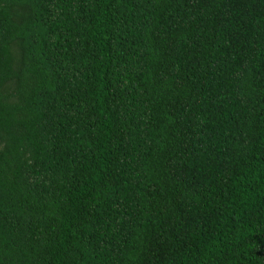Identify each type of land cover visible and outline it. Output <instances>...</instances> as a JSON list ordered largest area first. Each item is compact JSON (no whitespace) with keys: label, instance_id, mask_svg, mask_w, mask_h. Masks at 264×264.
<instances>
[{"label":"trees","instance_id":"obj_1","mask_svg":"<svg viewBox=\"0 0 264 264\" xmlns=\"http://www.w3.org/2000/svg\"><path fill=\"white\" fill-rule=\"evenodd\" d=\"M0 264H264V0H0Z\"/></svg>","mask_w":264,"mask_h":264}]
</instances>
